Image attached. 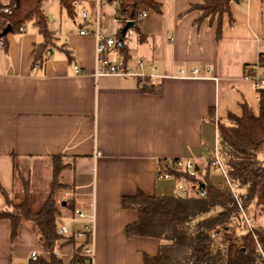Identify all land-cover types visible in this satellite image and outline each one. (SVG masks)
Here are the masks:
<instances>
[{"label":"crops","instance_id":"0c3cea01","mask_svg":"<svg viewBox=\"0 0 264 264\" xmlns=\"http://www.w3.org/2000/svg\"><path fill=\"white\" fill-rule=\"evenodd\" d=\"M81 1L91 4L89 11L82 9L89 23L81 17V24L74 20L78 27L60 31L48 24L57 39L41 65L33 63L41 40L35 26L8 35L7 46L0 48V184L20 201L25 185L20 192L15 169L30 184V166L40 175L50 159L52 174V156L63 155L72 163L63 174L73 184L69 199L86 217L66 215L58 224L82 231L93 215V264H144V254H157L161 242L126 235L138 211L124 208L122 198L139 189L175 194L178 179L157 176L164 158L191 159L210 176L218 124H231L230 116H240L244 103L259 113V93L246 70L258 68L264 56V0H233V23L223 16L218 40L216 21L196 24L200 11L189 10L202 0H157L161 12L148 10L141 29L126 39L127 55L116 46L109 54L133 73L102 76L94 74V37L80 34L81 28L93 27L95 0ZM112 1L103 7L105 34L118 31ZM74 65L82 72L75 73ZM31 199L33 205L32 194ZM5 205L0 191V207ZM11 230V221L0 219V264H30L32 251L44 252L31 224L21 222L16 237Z\"/></svg>","mask_w":264,"mask_h":264},{"label":"trees","instance_id":"16d2710c","mask_svg":"<svg viewBox=\"0 0 264 264\" xmlns=\"http://www.w3.org/2000/svg\"><path fill=\"white\" fill-rule=\"evenodd\" d=\"M47 0H9L16 3L10 15L5 17L11 25L9 33H20L19 27L32 22L41 36L34 47V65L45 62L49 48L56 44V32L48 26V16L44 10ZM62 9L74 17L79 0H58ZM233 0H202L191 4L189 10L200 11L195 23L208 18L210 24L216 21V39L222 35L223 16L229 15L233 23L231 2ZM162 4L157 0H117L118 31L116 47L127 55L126 38L119 43L122 28L127 19H132L133 27L141 29L142 11L161 12ZM2 33L0 32V37ZM7 46V35H4ZM69 61L73 56L68 53ZM264 68V56L258 64ZM253 68L249 67V72ZM259 93V113L244 103L240 116L231 115V124H218L219 152L226 169L231 188H224L205 175V196L176 192L172 195H150L139 189L133 195L122 198L124 208L138 211V219L126 226L128 237L149 236L160 239V247L155 255L144 254V264H258L259 248L256 240L264 248V226L259 218L264 215V86L256 87ZM53 173L50 192L42 205L36 209L32 205L26 179L17 172L16 177L24 180L25 192L20 201L10 197L0 184L6 205L0 207V219H9L12 224L11 236L16 237L21 222L26 221L37 231L43 253L30 264H66L60 254L65 247L74 246L68 264H90L83 254V246L91 240L88 232L83 239H77L73 230L70 236L59 231L58 219L75 214L73 199H58L61 188L72 191L73 184L61 182L64 171L72 163L63 155H53ZM180 174H177V179ZM190 184L196 178L185 176ZM65 202V204L63 203ZM242 209L248 216L252 229L245 222L246 231L238 228L245 221ZM65 240L66 242H62ZM80 243L76 246L77 242Z\"/></svg>","mask_w":264,"mask_h":264},{"label":"built area","instance_id":"2783aa9c","mask_svg":"<svg viewBox=\"0 0 264 264\" xmlns=\"http://www.w3.org/2000/svg\"><path fill=\"white\" fill-rule=\"evenodd\" d=\"M109 0H95V13L93 16L92 29H88L86 27L81 28V35H92L95 39V55H96V68L94 71L95 76L102 75H126L133 73L131 69L125 64L123 60H112L109 57L110 52L116 45L117 41V32L114 34H105L102 30V22L105 18V13L103 11L104 5ZM117 3V0H115ZM16 7V3H10L9 0H0V32L3 33L4 29L8 26L5 21V17L10 15L14 8ZM148 14V11H142L140 17L144 18ZM81 17L83 21L88 24L90 20V16L88 11L83 10L81 13ZM115 22L118 23L119 18L117 16V10L115 11ZM127 23L132 21V19H127ZM25 25H21L19 27L20 33L25 31ZM9 34V33H8ZM7 34V36H8ZM137 34V31L134 27H130L127 29L126 37ZM5 46L4 35L0 37V48ZM142 65V61L139 62ZM37 66V64H36ZM74 72L81 73L82 69L78 65H74ZM192 75H196L198 73V68H193L191 70ZM142 74V73H141ZM180 74L182 76L185 75V70L180 69ZM144 75V74H142ZM246 76L253 80L256 87L264 86V68L258 66V68H253L249 72H246ZM99 153L95 155L97 157ZM208 168H213L215 170H221L231 191L237 196L236 191L231 187L230 182L227 178L226 169L223 164L219 148L217 147L212 157L208 160ZM207 172H201L197 168V164L191 159L185 158H164L158 162L157 168V176L160 179H170L177 178V174H180V177L177 180V189L179 193L183 195L195 194L205 196L206 191L201 188V185H205V175ZM185 176H190L196 178L190 184L185 179ZM71 195H73L72 191H65L62 195V199H67ZM242 213L247 223V226L252 229L251 222L246 215L245 211L242 209ZM75 216L79 218H85L86 215L79 209H75ZM59 231L61 234L65 236H70L72 231L69 230L68 226L61 222L59 224ZM88 232L91 236V240L83 246V254L89 257L90 264H93L94 261V247H93V235H94V216L91 217V222H87L84 225L82 231H78L74 233V236L77 239H83L85 233ZM257 240L258 248H259V257L258 264H264V248L262 244L258 241V237H255ZM39 253L37 251H32L29 255L30 261L36 260L38 258Z\"/></svg>","mask_w":264,"mask_h":264},{"label":"rangeland","instance_id":"374dc122","mask_svg":"<svg viewBox=\"0 0 264 264\" xmlns=\"http://www.w3.org/2000/svg\"><path fill=\"white\" fill-rule=\"evenodd\" d=\"M111 3L115 4L114 1H112ZM82 9H87L89 11L91 9V4L89 2L83 3L81 0L78 1L76 4V12H75L74 17H71L70 15L67 14V12L64 9H61V6H60V3L58 0H47L44 4V10H47L49 12L47 15L49 26L57 28L58 30L60 28L65 29L66 26H71V25L78 27V25H76L74 23V20L77 21V24H81V22H82V20H81ZM53 19H55V20H53ZM25 26H26V30L34 27L32 22H28ZM8 35H17V33H15V34L9 33ZM46 164H48L49 168L44 167L45 169L43 170V173L40 175L37 174L36 171H34L33 166H30L31 171L28 172V176H29L28 178H29V183H30V184H28V187H30V190H31V192L30 191L29 192H30V195L31 194L33 195V207L36 209H38L42 205V203L44 202V200L46 199V197L48 196V194L50 192L51 179H52L51 160L46 159L45 165ZM210 176L212 179H214V181L217 182V184H220L224 188H229V184L227 183V181H226L221 170H215V169L211 168L210 169ZM69 177H70L69 175H67V177L64 175L61 178V182H69V179H70ZM18 179H19V180H17L18 181L17 182L18 189L20 190V192H23V190H24L23 184L25 182L20 178H18ZM172 191L178 192L177 184H176V187H174ZM63 192H64V189L61 188L57 194L58 199L62 198ZM23 195H24V193H23ZM19 196H21V195H19ZM259 222L264 225V215L259 218ZM238 230H239V232H245L246 231L245 221L242 220V223L240 224V227L238 228ZM62 242H66V241L62 240ZM74 248L75 247L71 245L69 247H65L62 251H60L61 252L60 254L63 256L66 264L69 263V256L72 254V252H73L72 250H74ZM68 250H70L72 252L70 254H67L66 252Z\"/></svg>","mask_w":264,"mask_h":264},{"label":"water","instance_id":"95a60500","mask_svg":"<svg viewBox=\"0 0 264 264\" xmlns=\"http://www.w3.org/2000/svg\"><path fill=\"white\" fill-rule=\"evenodd\" d=\"M133 25H134V23H133L132 21H130V22H128V23L122 28V30H121V35H120V37H119V39H118V42H119V43H121V42L124 40V38H125V36H126L127 29L130 28V27H133ZM11 30H12L11 25H8V26L4 29L2 35H7ZM63 203L65 204V202H63Z\"/></svg>","mask_w":264,"mask_h":264}]
</instances>
